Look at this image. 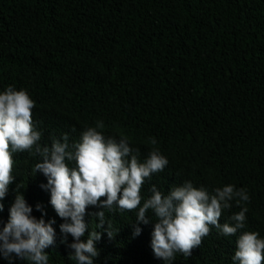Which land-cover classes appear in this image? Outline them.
Returning <instances> with one entry per match:
<instances>
[{
    "label": "trees",
    "instance_id": "obj_1",
    "mask_svg": "<svg viewBox=\"0 0 264 264\" xmlns=\"http://www.w3.org/2000/svg\"><path fill=\"white\" fill-rule=\"evenodd\" d=\"M26 89L42 145L79 139L98 120L104 134H124L147 158L155 139L169 163L145 182L167 192L192 181L210 193L246 188V227L264 238V0H0V91ZM13 182L0 203L6 224L18 185L32 215L52 222L48 264H77L71 235L50 203L47 177L32 173L39 159L14 153ZM103 199V198H102ZM221 223L241 210L233 201ZM40 205V209L37 208ZM104 209L88 206L87 240ZM134 236L135 212H109L113 229L95 242L94 264H165L151 247L155 219ZM95 221V222H94ZM107 228V223H105ZM211 227L202 244L172 264H237L236 235ZM0 264H29L0 254Z\"/></svg>",
    "mask_w": 264,
    "mask_h": 264
},
{
    "label": "clouds",
    "instance_id": "obj_2",
    "mask_svg": "<svg viewBox=\"0 0 264 264\" xmlns=\"http://www.w3.org/2000/svg\"><path fill=\"white\" fill-rule=\"evenodd\" d=\"M34 107L35 101L26 89L17 90L9 85L0 91V201L14 179L13 154L27 151L38 157L32 173L41 172L47 177V185L42 187L50 190V203L65 220L60 225L62 242L67 243L69 235L73 237L68 245L74 250L70 260L77 264H94V258L99 256L95 242L102 238V232L97 229L106 231L109 238L119 230L113 229L105 210H119L135 212L134 236L141 234L139 225L148 224V213H152L156 222L151 247L165 264H172L177 253L185 259L191 257L193 249L210 234V226L225 236L239 232L232 257L234 262L264 264V238L259 232L243 231L248 211L244 205L250 201L246 188L226 184L210 193L204 186H195L189 180L173 185L167 192L151 184L150 195L145 198L142 195L145 182L169 163L155 147L154 138L149 141L153 147L147 158L141 160L140 149L130 145L128 136H106L105 124L98 120L95 126L86 127L73 143H69V135L64 133L62 138L53 137L50 145H42V132L33 121ZM21 187L24 185L17 186L9 219L0 228V254L8 259L15 254L29 264H48L45 249L55 243L54 221L46 223L43 218L32 215L33 209L20 192ZM233 201L241 210L228 218L231 222L221 223L224 210L231 209ZM90 205L104 210L94 214L99 223H95L85 241L81 237L88 227L84 216ZM3 207L0 203V211ZM40 207L37 205L38 209Z\"/></svg>",
    "mask_w": 264,
    "mask_h": 264
}]
</instances>
